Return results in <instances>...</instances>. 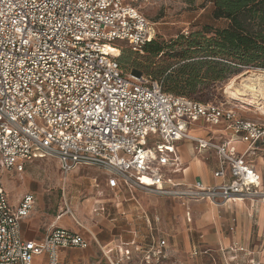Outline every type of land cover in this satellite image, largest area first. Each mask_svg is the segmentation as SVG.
Masks as SVG:
<instances>
[{"label": "built area", "instance_id": "obj_1", "mask_svg": "<svg viewBox=\"0 0 264 264\" xmlns=\"http://www.w3.org/2000/svg\"><path fill=\"white\" fill-rule=\"evenodd\" d=\"M137 0H0V161L23 173L37 158L56 157L67 176L79 166L111 175L109 184L134 185L165 197L208 200L217 206L261 197L260 178L245 155L264 142V125L240 115L227 102H201L163 90L157 79L127 71L108 44L119 40L141 52L156 37L154 24L133 4ZM121 51V50H120ZM203 122L229 139L194 136ZM189 140L220 158L215 178L182 184L162 170L178 161L176 143ZM248 145L239 153L234 142ZM229 169V172H228ZM35 208L26 194L12 205L0 186V264H71L60 248L88 242L64 228H51L42 242L26 240L21 222ZM64 214L73 215L67 201ZM78 224H81L75 217ZM160 219L157 218V222ZM145 259L165 255L166 240ZM244 251L243 249H241ZM198 252L195 251L194 254ZM111 264L130 256L126 250Z\"/></svg>", "mask_w": 264, "mask_h": 264}, {"label": "crops", "instance_id": "obj_2", "mask_svg": "<svg viewBox=\"0 0 264 264\" xmlns=\"http://www.w3.org/2000/svg\"><path fill=\"white\" fill-rule=\"evenodd\" d=\"M190 133L204 138H230L223 129L207 126L202 121L194 124ZM233 144L239 153H244L248 148L246 143L240 141ZM263 146L264 142H261L245 155V160L259 175L260 183L256 190L260 192H264V167L249 158L261 151ZM176 152L178 161L162 170L177 182L193 184L202 181L207 186L224 182L222 178H215L213 175L220 161L215 150H200L196 143L183 140L176 143ZM33 161L26 164L25 171ZM80 167L82 166L76 169ZM102 171L108 176L107 181L100 187L97 180L93 179L94 185L100 188L96 191L94 202L84 210L76 206L70 207L74 217L79 222L82 220L84 225H79L69 214L60 216L58 222L54 219L49 221L52 222L51 228L70 230L88 242V247L85 248H60L58 255L61 261L71 264H111L108 256L114 259L123 258L122 253L129 250L130 256L124 258L120 264H168L172 260L175 264H182L184 252L196 255L195 251L209 253L230 249L227 252L229 255L238 253L237 264H264L263 198H249L228 206H217L208 200L186 202L134 185L120 183L117 187H111V175ZM72 172L66 178L65 185L69 177L72 181ZM106 192L112 194L110 198H106ZM25 195L18 202L10 199L12 205L17 206ZM27 218L21 222L23 238L42 242L51 228L40 231L37 223L32 231L27 232L24 230ZM156 218L160 220L157 222ZM161 240H166L167 243L165 255L147 261L144 252L158 250ZM48 259L45 255L36 258L35 262L47 264Z\"/></svg>", "mask_w": 264, "mask_h": 264}, {"label": "rangeland", "instance_id": "obj_3", "mask_svg": "<svg viewBox=\"0 0 264 264\" xmlns=\"http://www.w3.org/2000/svg\"><path fill=\"white\" fill-rule=\"evenodd\" d=\"M133 4L154 24L156 41L164 47L163 53L167 55L154 56L145 49L135 52L126 46V41L119 40L116 45L123 46L120 49V64L127 71L138 70L154 78L159 77L163 69L180 61L179 58L169 57L170 52L184 48L186 40L190 39L195 32L208 26L223 28L227 25L225 20L213 19L214 7L210 0H137ZM258 73L262 75L261 87L264 88V68L245 67L227 80L217 82L207 90L194 95L193 98L201 102H227L234 105L241 116L264 125L263 95L260 94L259 99L253 100L249 91L247 95L238 92L235 96L232 93L236 89L243 91V81L250 75H258ZM233 79L234 88H228ZM249 159L264 167V146ZM71 176L72 181L69 177L65 185L66 177L61 172L58 159L53 156L34 160L22 174L4 169L0 161V186L7 190L12 201L18 202L27 193L35 195V208L24 222V230L27 232L32 231L37 223L40 231L51 228L52 222L49 221L59 220L58 218L63 215L65 201L71 208L76 206L84 210L94 202L96 191L100 189L94 185L93 179H96L102 187L106 184L108 177L101 169L85 166L74 170ZM105 195L106 198H110L112 194L106 192ZM80 223L83 224L82 220ZM229 250H214L196 255L184 252L182 264H237L238 253L229 255L227 253ZM171 262L168 264H175Z\"/></svg>", "mask_w": 264, "mask_h": 264}, {"label": "trees", "instance_id": "obj_4", "mask_svg": "<svg viewBox=\"0 0 264 264\" xmlns=\"http://www.w3.org/2000/svg\"><path fill=\"white\" fill-rule=\"evenodd\" d=\"M210 1L213 19L225 20L227 25L195 32L184 48L170 52L169 57L179 62L160 71L159 77L148 75L159 80L168 93L194 99L245 67L264 68V0ZM163 48L156 38L144 47L154 56L167 55Z\"/></svg>", "mask_w": 264, "mask_h": 264}, {"label": "bare ground", "instance_id": "obj_5", "mask_svg": "<svg viewBox=\"0 0 264 264\" xmlns=\"http://www.w3.org/2000/svg\"><path fill=\"white\" fill-rule=\"evenodd\" d=\"M107 46H108V50H111L117 56L121 55V51L118 48H116V47H114L113 45H110V44H108ZM262 80H263L262 75H260L259 73H258V75H255V74L250 75L247 79H245L243 81V89L244 90L241 91L240 89H236L232 93L235 96L238 95V92H242V94L247 95L248 94V91H249L251 93V98L253 100L259 99L258 97L260 96V94H262L263 95L262 97L264 98V93H263V89L264 88L261 87ZM233 84H234V79L229 83V85H228L229 87L228 88H232L233 87Z\"/></svg>", "mask_w": 264, "mask_h": 264}]
</instances>
